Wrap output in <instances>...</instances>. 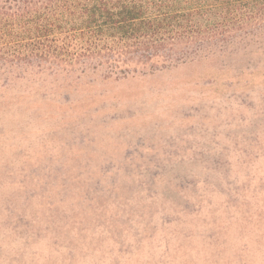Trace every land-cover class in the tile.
<instances>
[{"label":"rangeland","instance_id":"obj_1","mask_svg":"<svg viewBox=\"0 0 264 264\" xmlns=\"http://www.w3.org/2000/svg\"><path fill=\"white\" fill-rule=\"evenodd\" d=\"M35 78L0 88V264H264V53Z\"/></svg>","mask_w":264,"mask_h":264},{"label":"trees","instance_id":"obj_2","mask_svg":"<svg viewBox=\"0 0 264 264\" xmlns=\"http://www.w3.org/2000/svg\"><path fill=\"white\" fill-rule=\"evenodd\" d=\"M255 53H264V0H0V88L43 75L122 80L202 57ZM14 100L0 96V120L17 115ZM42 194L46 222L39 226L53 222L55 239L71 211L51 214L70 210V201ZM73 262L67 254L45 264Z\"/></svg>","mask_w":264,"mask_h":264}]
</instances>
